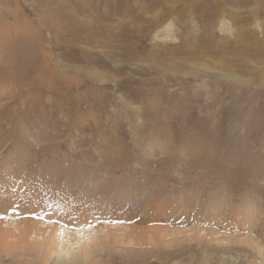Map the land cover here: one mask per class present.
Masks as SVG:
<instances>
[{
    "label": "rangeland",
    "instance_id": "obj_1",
    "mask_svg": "<svg viewBox=\"0 0 264 264\" xmlns=\"http://www.w3.org/2000/svg\"><path fill=\"white\" fill-rule=\"evenodd\" d=\"M0 62V264H264V0H0Z\"/></svg>",
    "mask_w": 264,
    "mask_h": 264
},
{
    "label": "bare ground",
    "instance_id": "obj_2",
    "mask_svg": "<svg viewBox=\"0 0 264 264\" xmlns=\"http://www.w3.org/2000/svg\"><path fill=\"white\" fill-rule=\"evenodd\" d=\"M1 64H2V62H0V65ZM8 72L9 71L7 69H5V73L7 74ZM1 84H3V82H0V85ZM49 225L52 226L53 225L52 222H49ZM57 229L59 230V233H58L59 235L53 234V233L50 234V236L45 241H43V243L40 244V247L38 246L39 247V251L42 253L41 256L44 258L45 261L50 260V258L53 256V253L56 251V248H55L56 244L62 245L65 242L64 241V239H65L64 236H65V234H67V232L69 233V237L71 239L74 238V237H75V239H77L76 240V242H77L76 247H80L82 249V252H79L78 254H75L71 258L70 263L83 264V263H86V262L87 263H92L94 261V254H95L94 253V249H92V248L89 249L87 244L84 243V239H83L84 234L86 232L89 233V229L87 227L78 228L76 233H73L72 230L70 231V228L65 227L63 225H61ZM94 230H95V228H94ZM109 235H111V233L108 234V233L104 232V235H103L104 239H109ZM56 237H60V238H58L59 240H57ZM88 237H89V235H88ZM131 239H133V240H131ZM136 239H137V237H134L133 235L130 236V240L131 241H134ZM98 240H99V238L97 239V241ZM100 240H102V239H100ZM101 246H102V244H101Z\"/></svg>",
    "mask_w": 264,
    "mask_h": 264
},
{
    "label": "snow or ice",
    "instance_id": "obj_3",
    "mask_svg": "<svg viewBox=\"0 0 264 264\" xmlns=\"http://www.w3.org/2000/svg\"><path fill=\"white\" fill-rule=\"evenodd\" d=\"M37 218H40V219H42L43 217H37Z\"/></svg>",
    "mask_w": 264,
    "mask_h": 264
}]
</instances>
